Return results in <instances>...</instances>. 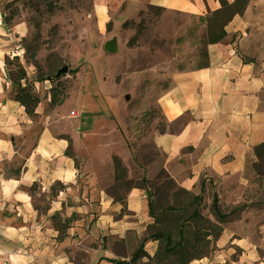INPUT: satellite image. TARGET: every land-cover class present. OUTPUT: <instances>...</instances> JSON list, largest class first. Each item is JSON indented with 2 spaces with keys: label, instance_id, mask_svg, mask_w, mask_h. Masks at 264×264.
Instances as JSON below:
<instances>
[{
  "label": "crops",
  "instance_id": "0c3cea01",
  "mask_svg": "<svg viewBox=\"0 0 264 264\" xmlns=\"http://www.w3.org/2000/svg\"><path fill=\"white\" fill-rule=\"evenodd\" d=\"M95 6L101 27L109 23L112 9H132L138 16L154 6L202 21L221 8L217 0H95ZM225 31L223 41L206 46L204 67L166 73L160 78L155 106L163 116V129L152 127L150 132L160 158L148 164L146 178L149 180V170L158 166L180 188L195 195L204 181L205 188L215 187L220 200L230 195L227 200L237 202L246 189L247 168L255 161L254 148L264 143V0H250L245 13L235 17ZM13 32L15 37H23L27 28L17 25ZM4 107L19 118L25 115L31 120L13 99H0V221L4 226L0 264H96L116 262L118 252L128 254L135 231L139 235L140 224L150 220L149 192L132 189L126 193L127 212L121 216L123 206L114 203L107 190L114 184V155L130 169L128 158L132 155L125 135L129 140L135 138L131 126L137 122H130L124 130L120 121H114L117 142L106 153L100 148L77 151L72 132L64 131V137L59 138L46 127L20 162L15 140L21 134L24 138L28 129L23 130L14 115L10 123H16L17 129L10 127L7 131ZM79 127L77 133L82 138L87 129ZM80 158L84 161L78 164ZM16 162L21 164V175L7 177L5 165ZM57 183L65 190H57ZM33 185L37 191L30 190ZM38 192L52 195L44 210L35 205ZM71 195L75 202L84 199L85 203L69 208ZM72 213L81 214L83 223L88 224L85 229L77 224L79 227L61 238L53 218L57 214L70 217ZM233 241V246L242 245ZM231 243L225 230L217 247L221 250ZM157 249L158 243L150 241L144 251L153 258ZM224 256L222 250L215 259Z\"/></svg>",
  "mask_w": 264,
  "mask_h": 264
},
{
  "label": "rangeland",
  "instance_id": "374dc122",
  "mask_svg": "<svg viewBox=\"0 0 264 264\" xmlns=\"http://www.w3.org/2000/svg\"><path fill=\"white\" fill-rule=\"evenodd\" d=\"M12 1L14 0H0V30H3L0 33V99H13V87L5 60L10 58L12 61L18 56L26 70L27 83L40 100L37 108L39 117L35 121H29L25 115L19 118L16 112L3 108L7 131L10 127L17 129L16 123H10V117L14 115L21 128L28 129L24 138L21 134L15 140V149L21 154L20 162L31 151L37 137L46 127L59 138L64 137L61 135L64 131L72 132L77 151L100 148L106 153L109 146L117 142L114 121H120L124 130L131 126L130 122H137L131 126L135 138L129 140L125 135V139L132 155V159L128 158L132 170L129 177L138 183V180L146 176L148 164L160 158L150 139L152 127L163 129V116L155 106L160 78L166 73L191 71L206 65V24L195 16L166 10L158 17L156 11H149L147 8L143 11L144 15L139 17L132 9L122 12L112 9L109 20L111 28L107 31V25H98L95 0H16L14 7L18 9V17L11 26L2 25L4 7ZM50 4L54 9L52 14L47 11ZM136 18L137 20H133ZM127 20H133L136 24L144 21V31L132 48L128 43L136 36L137 31L135 28L122 27ZM21 24L27 28V32L23 37H15L13 29ZM54 26L58 27L57 36L51 32ZM35 38L39 40L41 47L34 62H26L24 47ZM114 43L117 51H106L105 47ZM65 67L69 68L67 74L57 77L58 71ZM11 68L15 67L12 65ZM39 76L47 79L37 82ZM74 112L79 117H72ZM79 126L87 129L82 138L79 136L80 132L77 133ZM83 161L80 158L77 163ZM20 162L5 165L6 175L15 176V170L21 167ZM160 172L158 166L154 171L149 170L152 191L162 184L159 180ZM246 178V189L239 201H228L230 195L221 200L228 211L239 209L235 211L232 221L224 226L232 243L221 250L216 243L214 252L208 258L194 261L193 264H264V180L255 177L250 166L246 171ZM214 188L209 185L203 193L202 213L210 218ZM34 191H37V187ZM146 191L149 194L151 192ZM126 193L127 191H121L123 196ZM201 193L200 191L198 195ZM48 194L38 192L35 197L36 207L40 206L44 210L49 201L48 196L50 200L52 197ZM72 196L68 199L69 208L75 207L76 203H85L84 199L75 202ZM83 218L77 213H72L70 217L57 214L53 218V225L60 232L61 238H64L69 230L79 227L77 224L85 229L88 223L84 224ZM136 220L139 222L135 217ZM153 222L150 218L140 224L141 233L137 235L135 231L128 254L118 252L116 263L96 264H152L147 258L133 262V257L138 256L147 243L152 241L149 238V226ZM233 240L242 245L233 246ZM222 250L225 251V256L216 261L215 256Z\"/></svg>",
  "mask_w": 264,
  "mask_h": 264
},
{
  "label": "trees",
  "instance_id": "16d2710c",
  "mask_svg": "<svg viewBox=\"0 0 264 264\" xmlns=\"http://www.w3.org/2000/svg\"><path fill=\"white\" fill-rule=\"evenodd\" d=\"M217 1L221 8L202 18L207 26L206 45H214L223 41L227 36L225 31L227 25L235 17L242 16L250 2V0H235L233 3H229L227 0ZM15 2L16 0L9 2L4 7L3 21L6 26H11L18 17V9L14 7ZM152 10L156 11L158 17L162 11H165L164 8L150 6L149 11ZM47 11L51 14L54 12L52 4L49 5ZM143 15L144 12L141 11L139 17ZM143 24V20L139 24L133 20L123 23L124 29L135 28L137 31L136 36L128 43L130 48L135 46L138 37L143 33ZM110 28L111 23H108L107 31H110ZM51 32L57 36L58 27L54 26ZM40 47L41 44L37 38L24 47L26 62H34ZM205 55L207 56L206 52ZM5 64L8 68L9 81L13 87L14 102L24 108L27 116L35 121L39 117L37 108L40 100L34 94L32 86L27 83L25 68L20 63L18 56L14 57L12 61L10 58H6ZM12 65L15 67L14 69L11 68ZM46 79L39 76L37 82H43ZM254 154L255 161L250 167L255 177L264 180V143L254 148ZM67 155L73 158L70 152H67ZM112 162L114 185L107 190V193L112 197L114 203L123 206L121 216L127 212L126 199L121 194L122 190L127 193L132 189L151 191L148 197V210L149 216L154 222L149 226L151 230L149 238L158 243V249L153 258L144 250L140 251L138 256L133 257V262L147 258L152 264H191L194 261L208 258L214 252L216 243L224 234V226L232 221L235 211L239 210L238 208H234L231 212L228 211L215 192L210 208L211 218L204 216L202 213L203 193L206 189L204 181L201 182L202 193L195 195L180 188L165 170H161L159 180L162 181V184L152 191L153 184L145 175L138 180V183L130 179L129 170L120 156L114 155ZM14 173L15 176L7 177L18 178L22 173V167L15 170ZM56 186L60 191L65 190V186L60 183L54 187ZM35 187L36 185H33L30 190H34Z\"/></svg>",
  "mask_w": 264,
  "mask_h": 264
},
{
  "label": "water",
  "instance_id": "95a60500",
  "mask_svg": "<svg viewBox=\"0 0 264 264\" xmlns=\"http://www.w3.org/2000/svg\"><path fill=\"white\" fill-rule=\"evenodd\" d=\"M106 51L110 52V53H115L117 51V45L114 43V44H108L106 47H105ZM69 71V68L68 67H65L61 70L58 71V74H57V77L63 75V74H67V72ZM126 99L129 101L130 98L127 96Z\"/></svg>",
  "mask_w": 264,
  "mask_h": 264
},
{
  "label": "built area",
  "instance_id": "2783aa9c",
  "mask_svg": "<svg viewBox=\"0 0 264 264\" xmlns=\"http://www.w3.org/2000/svg\"><path fill=\"white\" fill-rule=\"evenodd\" d=\"M72 117L77 118L79 116L74 112V113H72ZM3 232H4V226H3V224L0 221V237L2 236ZM0 256L3 257L4 256V253L3 252H0Z\"/></svg>",
  "mask_w": 264,
  "mask_h": 264
}]
</instances>
